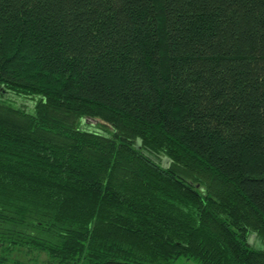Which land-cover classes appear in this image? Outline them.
I'll return each instance as SVG.
<instances>
[{"label":"trees","instance_id":"16d2710c","mask_svg":"<svg viewBox=\"0 0 264 264\" xmlns=\"http://www.w3.org/2000/svg\"><path fill=\"white\" fill-rule=\"evenodd\" d=\"M251 233L264 0H0L3 252L264 264Z\"/></svg>","mask_w":264,"mask_h":264},{"label":"rangeland","instance_id":"374dc122","mask_svg":"<svg viewBox=\"0 0 264 264\" xmlns=\"http://www.w3.org/2000/svg\"><path fill=\"white\" fill-rule=\"evenodd\" d=\"M248 240L257 248L264 249V238L256 233L248 235ZM0 258H5L9 261L19 262L21 264H46L48 257L43 253L29 252L25 248H14L9 250L8 253L3 252L0 247ZM175 264H199L193 260L179 258Z\"/></svg>","mask_w":264,"mask_h":264}]
</instances>
